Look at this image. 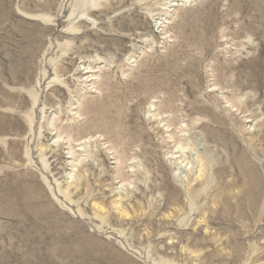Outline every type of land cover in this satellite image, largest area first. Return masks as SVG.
Wrapping results in <instances>:
<instances>
[{"label": "rangeland", "instance_id": "374dc122", "mask_svg": "<svg viewBox=\"0 0 264 264\" xmlns=\"http://www.w3.org/2000/svg\"><path fill=\"white\" fill-rule=\"evenodd\" d=\"M0 264H264V0H0Z\"/></svg>", "mask_w": 264, "mask_h": 264}]
</instances>
